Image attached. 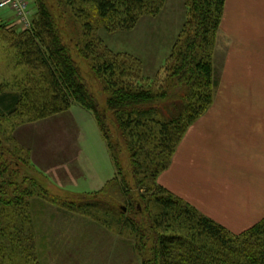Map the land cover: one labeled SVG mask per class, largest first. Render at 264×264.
I'll use <instances>...</instances> for the list:
<instances>
[{
	"label": "trees",
	"instance_id": "16d2710c",
	"mask_svg": "<svg viewBox=\"0 0 264 264\" xmlns=\"http://www.w3.org/2000/svg\"><path fill=\"white\" fill-rule=\"evenodd\" d=\"M33 1L28 29L0 18V42L23 73L13 88L0 86V264H40L30 200L50 202L127 235L140 264H264V218L233 234L157 181L187 130L213 104L214 54L226 0H184L181 30L153 79L143 75L141 60L110 50L99 30L131 32L143 17H158L166 0ZM70 46L90 63L106 99L103 108ZM74 105L92 115L116 175L93 196L66 201L21 176L22 167L33 169L31 157L9 120L37 123ZM122 148L135 193L125 179Z\"/></svg>",
	"mask_w": 264,
	"mask_h": 264
},
{
	"label": "crops",
	"instance_id": "0c3cea01",
	"mask_svg": "<svg viewBox=\"0 0 264 264\" xmlns=\"http://www.w3.org/2000/svg\"><path fill=\"white\" fill-rule=\"evenodd\" d=\"M171 1L166 0L165 10ZM227 3L231 18L244 15L249 22L264 18V10L258 7L264 5V0H227ZM10 13L0 10V18L12 20ZM134 31L127 32V36L131 37ZM239 48L233 53H247L246 46ZM242 65L244 71L257 68L262 71L255 77L239 74L243 79L235 84L244 87L214 99L212 107L187 130L169 168L157 180L160 186L233 234L264 218V64L258 60ZM247 84L261 87L258 92H251ZM30 128L41 135H47L49 130L56 132V136L46 141V156L28 143L31 161L49 171L45 165L54 161L51 157L56 153V159L78 174L73 180L75 194L97 191L115 177L107 146L89 112L74 105Z\"/></svg>",
	"mask_w": 264,
	"mask_h": 264
},
{
	"label": "rangeland",
	"instance_id": "374dc122",
	"mask_svg": "<svg viewBox=\"0 0 264 264\" xmlns=\"http://www.w3.org/2000/svg\"><path fill=\"white\" fill-rule=\"evenodd\" d=\"M27 2L29 11L27 17L20 18L9 9L13 19L7 20L6 17L2 19L17 27L18 30L28 29L36 10L33 0H27ZM47 2H52V0H47ZM168 6L169 8L163 9L161 15L156 18L143 17L138 22L131 37L127 36V32L110 34L103 30H99V37L114 53L130 55H132V51L136 53L132 56L141 60L143 75L153 79L163 67L164 61L168 57L184 22V0H173ZM258 7L264 10V5H258ZM229 8L230 6L226 0L214 54V68L218 81L214 99L227 96L230 91H238L243 88V85L235 84V81H242V75L245 76V73H247V77H255L262 71L258 68L245 69L244 71L242 65L244 62L249 64L259 60L264 64V18L260 19L261 16L259 18L257 15L258 20L249 22L242 15L239 19H234L229 15ZM69 44L72 46L70 42ZM71 46L72 56L81 69L86 85L97 97L100 107L103 108L106 99L99 82L90 71V63L79 58L76 47L71 48ZM240 46H246L248 54H234V50H240ZM257 57L258 59H256ZM12 60V53L6 45L0 42V86L13 88L15 79H17L16 76H18V79L23 76L21 68L16 67ZM246 87L251 92H258L261 86H249L247 84ZM9 122L15 125L13 128L14 137L24 149L30 153L29 143L46 156V141H50L53 136H56V132L49 130L48 133L46 132L47 135L36 134L34 129L30 128V125L34 123L24 124L14 118H11ZM68 124H71V122H68ZM110 131L113 134L115 133L112 125ZM87 150L90 151V149ZM56 156V153H54V157L49 156L51 159L54 158V161H49V164L45 162L47 164L45 167L47 166L50 169L49 171L33 165L31 161L33 169L28 166L22 167L19 170L21 176H29L35 179L54 199L66 201L76 200L81 195L93 196L95 192H99L107 185L97 191L75 194L77 192L74 191L76 186L73 180L78 174H75L67 165L63 164L61 159H56ZM120 159L126 182L130 186L131 192L135 193L133 176L130 173L127 154L123 148ZM101 166L104 167L103 162ZM95 168L98 170L96 165ZM97 196L102 197L101 195ZM29 202L40 264H140V258L131 247L133 246V243L130 242L132 239L128 238L127 235L121 236L115 230H108L88 217L68 212L66 209L50 202L44 200H30Z\"/></svg>",
	"mask_w": 264,
	"mask_h": 264
},
{
	"label": "built area",
	"instance_id": "2783aa9c",
	"mask_svg": "<svg viewBox=\"0 0 264 264\" xmlns=\"http://www.w3.org/2000/svg\"><path fill=\"white\" fill-rule=\"evenodd\" d=\"M5 8L12 10L20 18L29 14L27 0H0V9Z\"/></svg>",
	"mask_w": 264,
	"mask_h": 264
}]
</instances>
